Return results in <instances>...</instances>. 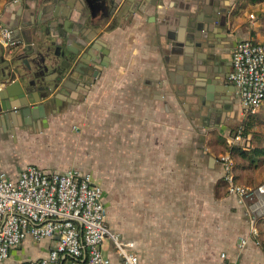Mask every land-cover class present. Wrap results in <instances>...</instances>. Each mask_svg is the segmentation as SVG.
<instances>
[{
  "label": "crops",
  "instance_id": "crops-1",
  "mask_svg": "<svg viewBox=\"0 0 264 264\" xmlns=\"http://www.w3.org/2000/svg\"><path fill=\"white\" fill-rule=\"evenodd\" d=\"M18 1L0 0L2 24L22 43L12 55L0 44V98L6 109L1 117H7L0 121V174L16 180L28 166L77 169L100 185L84 158L82 135L92 116L99 122L97 136L100 125L108 134H122L108 138L106 150L115 152L122 143L124 175L138 185L132 198L139 264H219L221 253L235 264H264V219L259 237L252 238L247 210L229 196L219 164L230 151L234 126L246 121L252 126L246 150L264 149V104L245 115L228 80L235 45L246 39L264 44V0H116V6L107 0L113 16L106 20L93 10L98 0H91L92 8L85 0ZM196 9L197 23L209 31L203 33L209 45L200 50L197 39L187 46ZM216 14L218 20H211ZM45 40L52 42V53L69 47L82 60L74 66V79L49 98L27 91L28 67L18 60ZM181 49L191 50L192 59L177 61ZM198 50L215 62L198 60ZM56 81L52 69L44 73L43 86L54 88ZM93 145L101 149L97 141ZM107 160L116 166L113 154ZM97 164L94 158L92 168ZM107 221L112 231L109 212ZM241 238L247 239L244 247ZM53 245L28 239L1 264L44 258ZM111 247L105 243L104 254L119 264Z\"/></svg>",
  "mask_w": 264,
  "mask_h": 264
},
{
  "label": "built area",
  "instance_id": "built-area-1",
  "mask_svg": "<svg viewBox=\"0 0 264 264\" xmlns=\"http://www.w3.org/2000/svg\"><path fill=\"white\" fill-rule=\"evenodd\" d=\"M0 44L9 55L22 45L2 24L1 15ZM231 62L228 80L244 114H254L264 104V44L251 39L238 42ZM243 131L242 125L229 136L230 149L246 144ZM219 164L229 196L247 210L250 236L258 238L259 222L264 219V185L252 188L240 184L230 151L220 156ZM107 218L104 190L90 174L77 169L46 172L36 166H28L16 180L0 174V264L28 239L50 240L54 245L46 257L23 264H113L104 254L108 242L119 264H139L135 243L120 240L110 230ZM240 241L242 247L247 245L246 238ZM219 264L235 263L221 253Z\"/></svg>",
  "mask_w": 264,
  "mask_h": 264
},
{
  "label": "rangeland",
  "instance_id": "rangeland-1",
  "mask_svg": "<svg viewBox=\"0 0 264 264\" xmlns=\"http://www.w3.org/2000/svg\"><path fill=\"white\" fill-rule=\"evenodd\" d=\"M98 113V112H97ZM97 123V124H96ZM96 119L88 118L85 133L82 135L84 143L87 144V151L84 158L87 160V170H94V177L99 182L104 190V198L109 212L110 227L113 233L119 236L120 240L134 242L138 239V212L137 200L132 198L134 191L137 190V182L134 177L124 175L123 172V151L122 143L117 142L115 147L118 150L107 152L108 138L122 137V134L116 132L115 135L108 134L105 126H98ZM103 125V124H102ZM245 125V123H244ZM243 125V126H244ZM102 127V128H101ZM238 126H234L231 136L236 134ZM97 141L101 149L94 151L93 142ZM246 143V141H245ZM113 154L114 163L116 166H108V156ZM98 155V156H97ZM98 158L99 164L92 168V161ZM235 167L243 165L245 168H236V175L240 184L248 187H258L264 185V164H260L258 168L251 167L249 163L234 158ZM91 163V164H90ZM264 163V162H263ZM264 231V224H263ZM262 232V231H261Z\"/></svg>",
  "mask_w": 264,
  "mask_h": 264
},
{
  "label": "water",
  "instance_id": "water-1",
  "mask_svg": "<svg viewBox=\"0 0 264 264\" xmlns=\"http://www.w3.org/2000/svg\"><path fill=\"white\" fill-rule=\"evenodd\" d=\"M48 0H45L44 3H46ZM84 1V0H83ZM88 5L92 8V2L91 0H85ZM99 2L107 3V0H98ZM104 4V3H103ZM44 6V5H43ZM196 6V4H194ZM46 7V6H44ZM197 7V6H196ZM45 10V11H44ZM44 11V12H43ZM197 9L191 16V22L188 23V27L190 29V34L191 36H188V40L191 44L187 45L188 48H192V41H195L196 39L198 40L196 44L197 49H202L204 46L209 45V41L207 40V37L205 38L203 36L204 32H209L205 30V26L201 23H197L198 17H197ZM47 10L42 9L41 15L43 17H47ZM211 20L217 19L218 20V15L211 16ZM81 18H85L86 20H89V18L82 16ZM95 18L94 14L91 15V19ZM216 20V21H217ZM47 23V20L45 19L42 25H45ZM208 23H212L208 22ZM43 32V31H42ZM50 36L49 33H46V37ZM52 42H49L48 40L43 41L40 45H38L33 51L26 50L25 54L21 55L19 57V62H23L27 67L28 71L25 74V77L27 78L26 81V89L28 92L30 91H36L39 92L41 95H43L44 98L50 97L53 92L60 86V85H65V81H69L74 79L73 75L76 72L74 66L76 65L77 61H82L81 60V53L79 51H72L68 47V52L63 51L60 53V55L52 53ZM66 46H68V43H66ZM62 48L61 46H59ZM197 51L199 55L197 56L198 60L204 61L206 64H210L215 62V57L211 55H207L206 57H201L202 53L201 51ZM192 54L191 50L189 49H181L178 51L175 56L177 61H179L180 58L185 59V62H188V60H191L188 58V56ZM55 56H61L65 62L66 65L65 67L59 66L58 61L56 60ZM190 63V62H189ZM49 69H52L53 72L57 73V81L55 82L56 85L54 88H50L47 86H43L44 82V73L49 71ZM210 72V71H209ZM209 87L208 90L212 91V83L209 82ZM43 88V89H42ZM47 93V95L45 94ZM6 112V109L4 108L1 98H0V121H3L7 119L6 116L1 117L2 113Z\"/></svg>",
  "mask_w": 264,
  "mask_h": 264
},
{
  "label": "trees",
  "instance_id": "trees-1",
  "mask_svg": "<svg viewBox=\"0 0 264 264\" xmlns=\"http://www.w3.org/2000/svg\"><path fill=\"white\" fill-rule=\"evenodd\" d=\"M251 131H252L251 122L246 121L244 125V131H243L244 137L247 138L249 134L251 133ZM230 152L234 158L236 157L240 159L241 161L247 162L249 163L251 167H255V168H258L264 159V149L254 148V149L247 151L245 146L236 145L230 149ZM239 167L245 168V166L243 165H240V166L238 165L235 167V170L236 168H239ZM237 180H238V177H237ZM263 246H264V243H263Z\"/></svg>",
  "mask_w": 264,
  "mask_h": 264
},
{
  "label": "flooded vegetation",
  "instance_id": "flooded-vegetation-1",
  "mask_svg": "<svg viewBox=\"0 0 264 264\" xmlns=\"http://www.w3.org/2000/svg\"><path fill=\"white\" fill-rule=\"evenodd\" d=\"M103 3H105V2H103ZM103 3L99 2L98 6H96V7L94 6L95 8L93 10L95 11V14L97 12H99V15L97 17H99L101 20L105 19V18L110 19L113 16L112 15L113 8L110 7L111 3H109V4L107 3V5L103 4ZM112 3L116 6L117 2H116V0H112Z\"/></svg>",
  "mask_w": 264,
  "mask_h": 264
}]
</instances>
